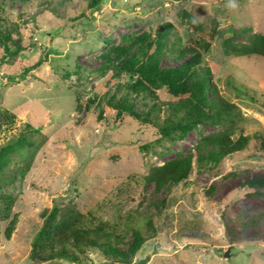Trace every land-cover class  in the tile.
I'll return each instance as SVG.
<instances>
[{"label": "rangeland", "instance_id": "obj_1", "mask_svg": "<svg viewBox=\"0 0 264 264\" xmlns=\"http://www.w3.org/2000/svg\"><path fill=\"white\" fill-rule=\"evenodd\" d=\"M88 1L7 0L0 9V27L22 46L5 62L0 47V109L16 114L0 132V146L27 123L41 127L30 150L17 154L3 173L19 174L16 168L28 155L24 176L0 181V194L15 200L5 218L0 197V264H39L31 258L33 240L56 205L58 218L74 209L109 221L123 238L114 241L122 250L129 248L133 227L145 230L143 222L153 220L154 237L123 264H264V156L258 139L217 166L195 161L179 183L158 188L146 180L156 166L204 152L201 142L230 126L233 137L264 132V57L226 55L223 49L228 39L247 44L250 36L264 34V0H237L232 10L227 0H102L93 8ZM165 26L174 30L168 44L174 34L185 44L211 43L203 63L222 98L240 112L232 124L200 123L172 141L162 140L153 126L100 117L109 101L124 95L112 85V73L100 70L104 55ZM178 63L168 55L162 60ZM27 67L32 69L25 80L8 81ZM132 98L139 112L151 103L144 94ZM254 179L263 182L245 184ZM79 260L42 264H122L98 249L84 250Z\"/></svg>", "mask_w": 264, "mask_h": 264}, {"label": "trees", "instance_id": "obj_2", "mask_svg": "<svg viewBox=\"0 0 264 264\" xmlns=\"http://www.w3.org/2000/svg\"><path fill=\"white\" fill-rule=\"evenodd\" d=\"M4 1L7 0H0V9H3ZM101 1L88 2L93 8L99 6ZM173 32L174 30L167 26L160 30L146 31L131 43L117 46L114 54L104 55L100 70L112 73V85L124 91V95L121 99L109 101L110 109L102 108L101 118H112L113 121L121 122L126 119L135 120L141 125L155 127L162 140L172 141L183 139L200 123L232 124L237 120L240 115L237 106L222 98L211 81L210 67L203 63L211 43L201 39L193 44H185L178 34H174V40L168 44V35ZM249 40L247 44H239L228 39L223 43L224 52L226 55L264 57V34H254ZM0 47L3 49L1 58L4 62L14 59L22 49L12 31L3 27H0ZM166 50L167 55L177 60L178 64H162L163 58L167 56ZM30 69L32 68L27 67L7 79L9 82L19 83L27 78ZM140 94L150 98L151 103L146 111L139 112L133 106L132 95ZM15 119V113L9 109H0V132L9 129ZM233 130L230 126L227 131L202 141L200 146L205 151L198 152L196 157L185 154L156 166L147 174L146 180L155 182L158 188L179 183L189 178L195 161L200 167L217 166L224 158L246 149L254 138L259 141L257 150L262 151L260 156H264V132L258 130L253 134H244L241 131L240 135L233 137ZM40 131L41 127L27 123L24 131L0 146V181L9 183L16 177L24 176L31 162L28 155L24 166L18 165L16 168L19 174L8 176L3 173L8 170L17 154L24 155V152L30 150L32 134ZM141 148L150 149L151 144H143ZM258 180H248L245 184L255 186V183L263 182ZM0 197L5 203L7 218L8 210L15 200L5 193H1ZM60 212L56 205L44 216L45 222L33 240L31 258L36 263L53 262L60 258L79 262L80 255L89 249L100 250L112 257L113 262L130 263L145 241L156 234L153 220L146 219L143 222L145 230L133 227L132 231L130 230L133 239L129 248L122 250L114 241L122 242L123 238L109 221L99 218L93 212H89L87 217L74 209L67 210L58 218Z\"/></svg>", "mask_w": 264, "mask_h": 264}, {"label": "clouds", "instance_id": "obj_3", "mask_svg": "<svg viewBox=\"0 0 264 264\" xmlns=\"http://www.w3.org/2000/svg\"><path fill=\"white\" fill-rule=\"evenodd\" d=\"M226 7L230 10L236 9L239 7L237 0H227Z\"/></svg>", "mask_w": 264, "mask_h": 264}, {"label": "water", "instance_id": "obj_4", "mask_svg": "<svg viewBox=\"0 0 264 264\" xmlns=\"http://www.w3.org/2000/svg\"><path fill=\"white\" fill-rule=\"evenodd\" d=\"M228 255H229L228 252H226V253H225V256H228Z\"/></svg>", "mask_w": 264, "mask_h": 264}]
</instances>
